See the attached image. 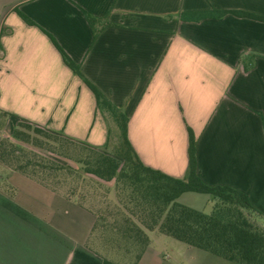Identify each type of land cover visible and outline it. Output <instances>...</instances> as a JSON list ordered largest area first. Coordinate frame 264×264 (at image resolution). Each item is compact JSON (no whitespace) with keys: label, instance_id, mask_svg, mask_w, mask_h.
<instances>
[{"label":"crops","instance_id":"1","mask_svg":"<svg viewBox=\"0 0 264 264\" xmlns=\"http://www.w3.org/2000/svg\"><path fill=\"white\" fill-rule=\"evenodd\" d=\"M231 11L264 17V0H0V138L22 118L107 146L108 117L54 40L128 117L145 165L183 178L190 128L202 181L244 191L264 213V20ZM203 194L178 201L199 209ZM95 222L75 197L0 165V264L160 263L156 230L135 258Z\"/></svg>","mask_w":264,"mask_h":264},{"label":"trees","instance_id":"2","mask_svg":"<svg viewBox=\"0 0 264 264\" xmlns=\"http://www.w3.org/2000/svg\"><path fill=\"white\" fill-rule=\"evenodd\" d=\"M82 11L92 25L96 19ZM225 12L214 10L213 14ZM231 12L264 20L247 12ZM209 14L208 11L197 12L189 17L198 19ZM20 15L33 24L31 19ZM53 42L64 63L93 92L97 107L107 115L116 134L112 135L109 130L107 146L98 149L20 118L10 138H0V165L9 172H19L52 190L75 197L80 206L95 214L94 228L98 237L100 234L110 245L125 250L133 247L135 258L148 244L146 231L156 230L235 264H264V225L257 220L264 219V213L253 206L244 191L202 181L197 171L195 137L191 129L188 128V163L183 178L145 165L128 140V117L86 79L79 65ZM22 143L69 158L82 171L46 158ZM110 181L113 186L105 184ZM3 185L10 194L13 188L7 183ZM186 191L212 195L216 199L212 210L205 213L179 202V195ZM104 263L117 264L107 260Z\"/></svg>","mask_w":264,"mask_h":264},{"label":"rangeland","instance_id":"3","mask_svg":"<svg viewBox=\"0 0 264 264\" xmlns=\"http://www.w3.org/2000/svg\"><path fill=\"white\" fill-rule=\"evenodd\" d=\"M111 124V132L112 135L116 134V128ZM12 132V131H11ZM10 132V135H11ZM7 138H10L8 136ZM22 145L38 154L46 157L51 158L57 162H60L64 165H71L76 168L79 172L82 171L77 164H75L71 159L60 156L58 154L52 153L48 150L22 143ZM109 152V150H108ZM84 174V172H83ZM88 176V175H87ZM90 177V176H89ZM94 178V177H93ZM97 181V179L94 178ZM108 186H113V181L105 183ZM201 196H206L207 199H204L199 204V210L209 213L212 210V207L216 201V199L209 194H203ZM258 222L264 225V219H257ZM151 237L153 241V245L158 248L160 251V263L158 264H235L229 262L221 257L215 256L207 251L199 249L197 247L188 246L185 243L178 241L172 237H169L165 234L159 233L157 231L151 232ZM128 264L126 262H121ZM152 264H157V261H153Z\"/></svg>","mask_w":264,"mask_h":264}]
</instances>
